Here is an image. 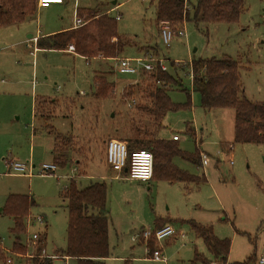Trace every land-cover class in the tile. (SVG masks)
<instances>
[{"label":"rangeland","instance_id":"374dc122","mask_svg":"<svg viewBox=\"0 0 264 264\" xmlns=\"http://www.w3.org/2000/svg\"><path fill=\"white\" fill-rule=\"evenodd\" d=\"M197 1L189 0V4L192 7ZM155 5L156 0H65L62 4L37 6L35 14L24 22L0 28V245L4 247L0 264H9L8 258L13 260L10 264H25L28 257L12 252L16 235L10 229L14 221L4 210L10 194H29L35 201L30 215L33 219L27 232L20 235L30 253L37 251L29 244L35 232L46 241L48 252L62 253L66 249L68 201L61 192L72 176H77L81 188L96 182L107 186L112 249L107 264H205L203 259L221 264L186 221L212 225L217 237L230 238L228 263L242 262L255 253L254 264H261L264 144L234 141L235 109H204L199 93L192 87L190 66L193 59H236L241 65L242 95L264 102V0H244V11L235 23L188 20L178 27L185 35L176 36L168 46L160 36L161 23L157 28ZM79 6L101 13L118 6L110 13L114 17L122 15L118 34L130 41L121 55L135 57L138 48L152 46L148 49L154 50L147 53L165 60L177 79L175 85L168 86L171 99L185 103L188 93L191 95L192 108L168 112L157 137L172 139L176 134L184 152L199 149L211 155L213 159L206 167L181 156L174 158L178 167L197 176L205 175V181L128 180L108 164L105 148L110 139L127 142L137 135H145V139L150 136V117L142 115L139 108L144 110L150 105L153 84L146 75L114 71L111 61L100 76L115 80V92L98 97L93 81L96 61L88 64L81 57L59 50H34L30 34L46 35L70 27ZM43 97L52 99L38 101L36 115L35 102ZM187 126L194 135L187 132ZM57 136L67 142L65 155L69 162L52 175H42V164L54 163ZM229 144L234 147L231 151L227 149ZM9 161L26 163L33 174L14 173ZM75 166L85 174L79 176L81 171H74ZM39 215L43 222L37 220ZM159 219L174 226L176 234L157 245L151 242L153 249L146 242H137L143 231L155 230ZM157 246L162 248L164 261L149 254L148 250L154 251ZM55 264L65 262L57 260ZM69 264L77 261L70 260Z\"/></svg>","mask_w":264,"mask_h":264},{"label":"trees","instance_id":"16d2710c","mask_svg":"<svg viewBox=\"0 0 264 264\" xmlns=\"http://www.w3.org/2000/svg\"><path fill=\"white\" fill-rule=\"evenodd\" d=\"M156 22L168 21L174 29H180L188 20L211 23H235L240 20L244 11V0H198L189 4V0H156ZM37 0H0V28L12 24H20L35 14ZM78 15L85 19L83 26L65 30L54 35L37 39V47L41 49L64 50L73 45L76 53L85 58L103 56L118 57L130 41L118 34V19L111 13H101L98 10L81 8ZM116 39V40H115ZM174 66V63L172 62ZM175 67V66H174ZM241 65L238 60L229 56L211 59L192 60V87L201 97L204 109L233 108L235 109L236 143L264 144V102H255L242 95ZM152 82L149 92L150 105L140 109L142 115L149 116L152 132L145 139L137 135L127 140L130 150H149L154 156L153 179L169 182H200L205 181V175L197 176L181 169L174 163V158L181 156L201 167L200 150L195 153L184 152L179 147L177 139L158 138V132L163 126V120L170 111L192 108L191 95L185 103L174 102L168 86L177 83L176 77L167 71H143ZM95 94L98 97H109L115 92L114 82L97 75L94 78ZM132 94V93H131ZM242 95V97H241ZM41 110V109H40ZM39 112L38 106L36 114ZM187 132L194 135L187 126ZM147 135V134H146ZM53 149L54 163L65 167L69 159L65 155L67 142L62 136H57ZM126 176V171H123ZM62 196L68 201V234L65 256L77 259V264H106L111 257L110 245V210L108 193L105 183L96 182L85 188H80L74 179L62 190ZM34 199L29 194H10L7 198L5 212L14 221L11 232L16 235L12 252L18 257H26L29 245L21 241L20 235L27 232V219L31 215ZM191 225L197 237L203 239L214 260L221 264H254L255 253L242 262L228 263L232 241L230 238H219L213 232V226L203 225L195 221H186ZM169 222L159 219L155 229ZM143 239V238H141ZM45 242V240H44ZM153 241L149 247L153 249ZM41 248L37 250L39 255ZM0 254L3 250L0 247ZM36 257H26L25 264H53L52 260ZM7 260V259H6ZM205 264L212 261L203 259ZM126 264H130L127 261Z\"/></svg>","mask_w":264,"mask_h":264},{"label":"built area","instance_id":"2783aa9c","mask_svg":"<svg viewBox=\"0 0 264 264\" xmlns=\"http://www.w3.org/2000/svg\"><path fill=\"white\" fill-rule=\"evenodd\" d=\"M65 0H37V6L38 7H48L51 4H62ZM119 18V17H117ZM73 24L76 27L83 26L85 22L80 19L76 13V16L74 17ZM184 30L183 29H174L172 25L168 21H162L161 22V37L163 39V42L168 46L170 45L171 41L176 36H184ZM34 41L37 40V38H33ZM68 51L72 53H76V49L73 45L68 46ZM117 71L120 74H126V75H140L143 71H155L157 69H160L162 71H167L168 66L165 65V60L158 59L153 56H144V57H134V58H120L117 60ZM180 64V62H177ZM192 68V66H190ZM192 79H193V73L191 72ZM173 139L179 140L178 135H174ZM233 145L229 144L227 146V149L231 151L233 149ZM221 153V152H220ZM200 158H201V167L208 166L211 161L212 157L207 152L201 151L200 152ZM106 159L108 164L110 166L122 173L123 171H126L127 178L131 180H138L142 182H148L153 179L154 174V156L149 150L144 149H136V150H130L128 147V143L126 141L118 140L115 138H112L107 143L106 148ZM233 163V161L231 160ZM11 169L16 174H22V175H31L33 174L32 168L29 167L26 163L18 162V161H9ZM58 170V166L55 163H44L40 167V173L42 175H52L56 173ZM77 170V167L74 168V171ZM74 176L70 177L73 178ZM32 218L29 216L27 219V226L30 224V220ZM37 220L39 222H43L44 218L39 215L37 216ZM176 229L171 224L164 225L160 228H157L153 231L146 230L143 231L140 235L144 239V242L149 243L150 241H154L157 245V242L162 241L168 237H172L176 234ZM44 242V239L42 238L41 234L38 232H35L31 235L29 239V244L34 249H40L41 252L38 255L37 251L28 253V257H36L37 255L41 258L49 259V260H58V259H68L67 257H60L58 255H49L44 247L42 245ZM1 248H3V245H0ZM158 249L151 251L150 249L149 254L151 253L152 258L158 261H164V256L162 255V248L157 246ZM7 263H12L13 260L11 258H8ZM259 262L261 264H264V255H261L259 258ZM65 264H69L67 261Z\"/></svg>","mask_w":264,"mask_h":264},{"label":"crops","instance_id":"0c3cea01","mask_svg":"<svg viewBox=\"0 0 264 264\" xmlns=\"http://www.w3.org/2000/svg\"><path fill=\"white\" fill-rule=\"evenodd\" d=\"M118 6H120V4L118 5ZM118 6H115V7H112V8H109V9H107L105 12H107V13H110V11H112V10H114L116 7H118ZM80 8V6L76 9V12H77V10ZM81 8H90V7H81ZM77 15H78V12H77ZM155 16H156V11H155ZM78 17L80 18V19H82L84 22H85V24H86V21H85V19L84 18H82L81 16H79L78 15ZM117 17H119V18H117ZM116 18L118 19V20H120L121 18H122V15H117L116 16ZM156 24H157V28H158V23L156 22ZM72 28H77L74 24L73 25H71L70 27H62V28H58V29H56V30H53V31H51V32H48L46 35H33V34H30L29 35V39H30V41H34V39L33 38H40V37H44V36H49V35H54V34H56V33H59V32H62V31H65V30H69V29H72ZM160 35V34H159ZM161 36V35H160ZM116 40V39H115ZM34 44H35V46L36 47H34V50L36 51H38V50H56V49H41V48H38L37 47V40L36 41H34ZM147 48H146V50L143 48H138V51H139V54H137L135 57H144V56H147V55H149V56H153V57H155L156 56V54H154V53H147L149 50L150 51H153L154 49H150L152 46H150V45H147L146 46ZM148 47H150L149 49H148ZM153 48V47H152ZM148 50V51H147ZM35 51H33L32 53H35ZM59 51H63V52H67V53H70V54H73V55H75V56H78V58L79 57H81V58H83V59H85L86 61H87V63L88 64H91V61L93 60V61H96V66L98 67V69H96V74L94 75V78L97 76V75H100V73L102 72V71H105V69H106V67L108 66V65H106V64H109V62H111V61H113L114 63H113V65H114V71H116V72H118L117 71V60L118 59H120V58H127V57H130V58H134L133 56H123V55H121V54H119V56L118 57H114V58H106V57H103V56H97V57H94V58H85L84 56H82V55H80V54H78V53H72V52H69L68 51V47L66 48V49H64V50H59ZM141 75V74H140ZM137 76H139V75H137ZM111 78V77H110ZM111 81H113L114 83H115V80H112V79H110ZM52 99L51 97H43V98H39V99H37L36 100V102H35V107L37 108V103H38V101H41L42 99L43 100H46V99ZM53 99H59V98H53ZM37 115V114H36ZM166 118V117H165ZM164 121V120H163ZM188 126H192V124H188ZM192 127H194V129H195V133L197 132V130H196V127L195 126H192ZM174 135H176V134H174ZM173 135V136H174ZM173 136H172V139H173ZM234 136H235V131H234ZM179 140H180V138H179ZM178 140V141H179ZM123 141V140H122ZM108 143V142H107ZM106 148H107V144H106ZM106 148H105V152H106ZM205 152V151H204ZM75 167H77L78 168V170L79 171H81V167H79V166H75ZM85 174L84 173V171H81L80 172V174H78L79 176L81 175V174ZM123 173V172H122ZM121 173V175H123V177H124V179H128L127 178V174H126V176H125V174H122ZM77 177V176H76ZM76 177H74L75 179V181L77 182V184H78V180L76 179ZM116 178H118L117 176H116ZM207 178V177H206ZM128 180H130V179H128ZM70 181H71V178H69V182H68V184L70 183ZM81 188V187H80ZM110 210V209H109ZM31 218H32V216H30ZM33 219V218H32ZM140 235V234H139ZM136 240H137V242H139V243H144V239H140V237H137L136 238ZM46 245H47V243H46V241L44 242V247H45V249H46V251H47V248H46ZM4 248V247H3ZM47 253L49 254V255H58V256H60V257H67L68 259L66 260V259H58V260H63L64 262H68L69 263V261L70 260H75V261H77V259L76 258H74V257H70V256H65L64 255V250H63V252L62 253H56V252H52V253H50V252H48L47 251ZM109 258H107L106 260H105V262H106V264H107V260H108ZM57 260H53V264H55V262H56Z\"/></svg>","mask_w":264,"mask_h":264}]
</instances>
